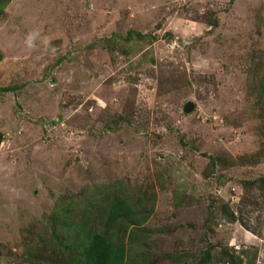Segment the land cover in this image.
I'll return each mask as SVG.
<instances>
[{"label":"rangeland","instance_id":"1","mask_svg":"<svg viewBox=\"0 0 264 264\" xmlns=\"http://www.w3.org/2000/svg\"><path fill=\"white\" fill-rule=\"evenodd\" d=\"M261 81L264 0H10L0 264H33L56 210L119 189L148 216L144 264H264Z\"/></svg>","mask_w":264,"mask_h":264},{"label":"trees","instance_id":"2","mask_svg":"<svg viewBox=\"0 0 264 264\" xmlns=\"http://www.w3.org/2000/svg\"><path fill=\"white\" fill-rule=\"evenodd\" d=\"M9 1L0 0V13H3ZM133 37L145 39L142 32L130 30L125 41L133 40ZM262 83L264 81L259 82V86ZM3 89L13 90L11 87ZM259 90L264 102V86ZM117 191L103 196L99 211L95 208L97 205H91L92 209L84 206L76 213L74 200L56 210L52 219L55 227L51 232L53 237L36 244L35 249L25 254L26 260L33 264H144V253L134 249V243L143 233H147L146 226L141 225L148 216L142 211L140 201L122 189ZM103 201L109 203L104 213L100 212L101 206L105 204ZM135 226L127 237L128 228ZM237 258L240 256L228 248H222L218 255L210 249L197 260L185 261L183 264H210L215 259L231 263Z\"/></svg>","mask_w":264,"mask_h":264},{"label":"water","instance_id":"3","mask_svg":"<svg viewBox=\"0 0 264 264\" xmlns=\"http://www.w3.org/2000/svg\"><path fill=\"white\" fill-rule=\"evenodd\" d=\"M194 106V103H188V108H191V107H193ZM1 136L2 135H0V139H1Z\"/></svg>","mask_w":264,"mask_h":264},{"label":"clouds","instance_id":"4","mask_svg":"<svg viewBox=\"0 0 264 264\" xmlns=\"http://www.w3.org/2000/svg\"><path fill=\"white\" fill-rule=\"evenodd\" d=\"M29 45L31 46V37H29Z\"/></svg>","mask_w":264,"mask_h":264}]
</instances>
